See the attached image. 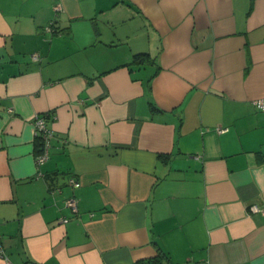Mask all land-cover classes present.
Returning <instances> with one entry per match:
<instances>
[{
	"label": "crops",
	"instance_id": "obj_1",
	"mask_svg": "<svg viewBox=\"0 0 264 264\" xmlns=\"http://www.w3.org/2000/svg\"><path fill=\"white\" fill-rule=\"evenodd\" d=\"M258 99L264 0H0L4 253L264 264ZM37 114L54 132L39 166Z\"/></svg>",
	"mask_w": 264,
	"mask_h": 264
},
{
	"label": "built area",
	"instance_id": "obj_2",
	"mask_svg": "<svg viewBox=\"0 0 264 264\" xmlns=\"http://www.w3.org/2000/svg\"><path fill=\"white\" fill-rule=\"evenodd\" d=\"M54 8H55V10H58L60 8L59 4L55 5ZM46 30L50 31L51 28L46 27ZM31 58L33 60H37V59H39V54L37 52L32 53ZM254 103L258 108H264V99H258ZM219 129H220V131L224 130L223 128H219ZM33 130H34V135L36 136V138H39L41 141L40 151L35 156V163H36V165L39 166L48 158L49 148L51 145V140L54 136V132L49 127L48 120L46 119L45 114H40V115L37 114L34 116ZM68 182L73 187H78L80 185L79 180L75 176L70 177ZM65 205L67 207H69L72 211L76 212L77 211L76 197L73 195L66 197L65 198ZM261 210L262 209H260L256 205H251L249 207V211H251V212H257V211H261ZM59 220L62 222H65V221H67V218L61 217ZM0 256L3 258L4 264H12L11 261L9 260V258L4 253L1 245H0Z\"/></svg>",
	"mask_w": 264,
	"mask_h": 264
},
{
	"label": "trees",
	"instance_id": "obj_3",
	"mask_svg": "<svg viewBox=\"0 0 264 264\" xmlns=\"http://www.w3.org/2000/svg\"><path fill=\"white\" fill-rule=\"evenodd\" d=\"M36 145H37V150L39 152L40 151V148H41V141H40L39 138L36 139ZM162 254L163 253L161 252L160 255H162ZM138 264H159V258L156 257V258H152V259H149V260H146V261H141Z\"/></svg>",
	"mask_w": 264,
	"mask_h": 264
}]
</instances>
